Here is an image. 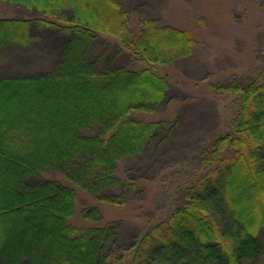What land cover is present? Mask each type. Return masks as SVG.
I'll return each mask as SVG.
<instances>
[{"label":"trees","instance_id":"trees-1","mask_svg":"<svg viewBox=\"0 0 264 264\" xmlns=\"http://www.w3.org/2000/svg\"><path fill=\"white\" fill-rule=\"evenodd\" d=\"M0 1L38 13L0 17V52L31 46L44 32L61 39L51 71L0 73V264H110L120 224L73 226L77 188L111 203L116 197L108 192L124 188V199L133 188L117 175L119 164L173 129L137 117L166 101L171 85L158 67L191 57L197 41L155 19L135 33L120 0ZM100 36L118 40L142 68L113 60L100 68L89 58ZM262 75L264 67L250 83L224 88L239 94L229 132L200 154L204 175L186 188V202L134 245L132 264H264Z\"/></svg>","mask_w":264,"mask_h":264},{"label":"rangeland","instance_id":"rangeland-1","mask_svg":"<svg viewBox=\"0 0 264 264\" xmlns=\"http://www.w3.org/2000/svg\"><path fill=\"white\" fill-rule=\"evenodd\" d=\"M132 13V30L155 19L189 31L197 45L194 54L164 67L160 75L171 85L166 101L151 115L137 117L168 121L173 129L156 136L139 156L119 164L117 175L133 188L110 191L111 203L77 188L75 215L71 224L82 230L120 224L116 252L110 264H132L134 245L172 211L186 202V188L204 175L200 154L215 138L226 134L237 113L239 94L230 93L233 80L243 85L255 80L263 69L264 6L259 0H120ZM38 13L25 6L0 1L1 18H29ZM61 39L44 32L31 46L12 47L0 52V73L26 75L51 71L60 58ZM118 40L100 36L89 58L105 67L141 69L142 65L121 51ZM264 81V75L261 76ZM49 180L66 183L56 172H44ZM30 181H35L33 178ZM97 208L101 216L87 219L84 210Z\"/></svg>","mask_w":264,"mask_h":264}]
</instances>
